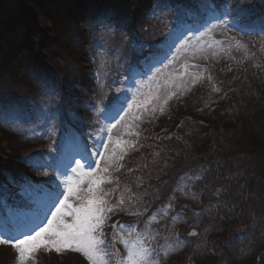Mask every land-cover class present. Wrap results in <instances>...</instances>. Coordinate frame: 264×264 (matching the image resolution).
I'll return each mask as SVG.
<instances>
[{
	"label": "trees",
	"instance_id": "1",
	"mask_svg": "<svg viewBox=\"0 0 264 264\" xmlns=\"http://www.w3.org/2000/svg\"><path fill=\"white\" fill-rule=\"evenodd\" d=\"M239 1L244 4L247 2L250 9H255L252 14H247L244 20L245 24H250L255 30L241 31L238 25L234 26L237 22L233 20L232 16L225 18L228 21L227 26L231 28H229L231 32L239 34L242 39L257 43L264 39V32L260 30L261 27H264V0ZM209 3L214 4L218 9L222 5L228 4L230 12L239 5L236 0H0V162L4 157L8 158L7 164H0V180L19 185V193L10 198L9 210H2V212L0 209L2 215L7 217V225L22 224L35 210L38 201L36 198L32 200L31 190L27 192L26 188L37 191V195L41 193V185L46 186L47 190H51L50 177L53 172L43 175L36 167L32 166L26 156L38 154V159H40L48 152L46 159L53 161L59 155L60 147L64 145L65 136H71L78 143H82L81 140L94 142V139L97 141V137L101 138L102 133L96 131L104 126L105 115H111V113H101L99 110L108 108L111 98L117 95L116 89H121L119 93L121 98L126 97V83L130 72L138 71L143 63L163 53L166 45L169 46L172 42L179 40L180 31L177 27L179 22L188 23L199 31L204 28L207 11L205 5ZM150 13L156 15L155 25L159 26V35L157 37L155 31L146 28L145 32L141 33L144 38L140 35L142 40L139 41L137 40V23H140L142 17L147 18ZM79 21L84 23V27L78 25ZM110 27L127 37L126 45L121 51L118 65H109L103 74V79L101 76L99 77L104 84L103 89L100 87L94 89L87 79L92 77V71L97 66L98 46ZM170 28L172 31L165 38V34ZM230 39L232 40V38ZM76 50L78 52L73 54ZM234 51L236 52V50ZM236 53L238 56V52ZM113 54L115 53L113 52ZM105 57H109L108 51L105 53ZM243 61H238L236 64V69L238 68L239 72L238 77L243 71ZM66 62L69 65H65ZM84 62L90 64L87 66L88 68L83 65ZM228 65L233 67L234 63L229 62ZM83 77L85 78L83 79ZM252 79L253 83L254 81L258 82L257 77L253 76ZM260 80L262 89L257 90V86L250 89L251 95L255 99L262 95L261 92H264V79L260 78ZM212 85L214 89L216 84L212 83ZM46 88L51 91H46ZM181 88L172 101L178 105L175 109H181L179 112L174 113L168 119L154 121L152 125L157 128L144 138L143 129L145 126L138 131L139 135H135L136 129L126 136V141L137 143V146L134 147L137 148L139 156L137 157V193L141 191V194L147 197L143 200H145V204H148V207L145 212L146 216H142L140 219L142 222L139 227H137L139 221L137 218L131 219L132 215L129 217L130 223L116 215L117 222L126 226L131 225V228L119 229L121 235L128 236V233L131 232L134 237L137 233H142L144 223L151 216L156 218L161 214L167 224L172 214V217L179 214L178 210L171 208L167 214H163L162 211L172 200L170 196H174L173 193L177 188L174 183L179 181L180 173L193 172L197 169L201 171L211 169L215 174L213 183L220 182L218 185H214L219 194L224 192L223 189H226L227 192L240 190L236 185L231 189L227 188L226 183L229 182V179L224 174L225 163L212 160L193 163L195 159L188 161L193 158L194 155L191 153L195 151L199 155H210L203 147L204 143L208 142L207 136L199 138L201 145H197L195 148L191 147V141L187 139L186 135L190 128L188 124L206 130L209 123L207 114L211 110L225 112L229 116V121L235 122L237 128H245L249 131L252 128L257 129V124L245 123V120L239 124L234 120L237 117L233 116L235 111H238L236 109L239 107L241 109V105H238L235 100L237 91L225 95L223 99L218 98L219 103H216V99H214L215 101L211 102L206 110L207 104L201 101L196 104L195 99H198L193 96V87L191 88L190 85L184 87L183 85ZM84 90L91 95L84 106H81L80 93ZM96 94L97 97L93 99ZM228 99L231 102H228ZM220 103L223 105L218 109L217 106ZM85 107L86 115L84 116L81 109ZM8 112L19 117L34 116L35 120L31 123V127L34 129L30 130H37L39 139L35 140L36 133H27L26 131L29 129L8 121L6 117ZM46 114L52 118L47 119ZM221 115L225 116L224 113ZM247 117L254 121V116L248 115ZM205 133V131L202 133L199 131L198 135L202 136ZM179 144L183 145V149L185 148L183 160L188 162L183 163L181 160L180 163L171 158L164 160V154L169 153L170 157L177 150ZM5 149H8L9 152L6 153ZM128 153L129 151L126 152V154ZM246 156L252 158L250 154ZM12 163H27L30 172L23 174L12 171L8 168ZM252 164V161L245 160L241 165L247 167ZM213 167L217 168L216 171ZM111 171L113 170L110 169ZM230 179L233 180V178ZM239 182L236 181V184L239 185ZM39 184L41 185L39 186ZM187 186V183H182L179 189L182 190ZM252 187H247L244 194H237L236 197L239 200L245 198L249 193L247 190ZM231 199L230 196L229 201ZM211 201L205 200V196H201L198 199L200 204L189 205V208L195 210L191 211L192 213H201L203 204ZM23 208L25 211L22 210ZM238 210L239 206L234 209L233 213L236 214ZM223 214L227 215L228 213L225 211ZM190 215L191 213L188 220ZM211 221L217 220L213 218L212 220L204 219L203 222L199 221L198 229L202 232ZM159 225V222L156 223L157 227ZM221 225V222H215L208 227L214 228ZM232 227L246 229L249 228V225L240 221L239 225ZM256 228L259 229V227ZM223 230H226L225 226ZM204 234L212 239L210 247L214 251L218 237H213L212 231L204 232ZM180 236L184 237L181 230ZM106 240L109 243L112 238H106ZM229 241H226V246ZM114 246L119 247L118 239L114 242ZM113 247L111 249H114ZM233 247L232 256H224L220 262L218 261L219 263L217 262L218 264H234L231 260L239 258L242 251ZM39 252L50 260L59 255L66 256L68 253L77 254L72 251L64 252V254L44 250ZM216 254L219 255V252L217 251ZM250 255L253 256L252 253ZM85 262L88 264L86 260ZM85 262L80 260L77 264ZM49 264L52 262L49 261Z\"/></svg>",
	"mask_w": 264,
	"mask_h": 264
},
{
	"label": "rangeland",
	"instance_id": "2",
	"mask_svg": "<svg viewBox=\"0 0 264 264\" xmlns=\"http://www.w3.org/2000/svg\"><path fill=\"white\" fill-rule=\"evenodd\" d=\"M236 2L239 3V6L243 7L246 15L252 14L255 11V9L249 8L247 2L245 4L240 3L239 0H236ZM161 15L162 13L160 16ZM156 20V15L154 13H150L147 18H141L140 23H137V40H142L139 36L141 33L143 34L145 32L146 28L155 31L158 37L159 26L155 25ZM229 28L228 26L215 27L212 28L210 33H205L191 40L180 42V44L173 49L172 57L169 60L172 61L171 63L168 61L166 64H161V66L146 79L136 81V78L133 77L132 79L135 81V85H133L134 83L130 85L131 97L128 98V103L126 104L127 108L129 104L133 105V107L125 120L122 121L117 128L113 129L112 132L113 142L109 143L110 148L115 146L114 142L117 139L124 136L126 137L129 132L135 131L136 129V133H138L143 126H145L143 129L145 132L143 138L146 137L148 133H152V131L157 128L152 125L154 121L158 119H168L174 113L181 110L180 108L175 109L178 105L174 102H169L170 99H168V97H172L173 94H176L183 85H190L193 87V96L198 99H195L196 104L198 101L207 104L206 110H208L211 102L215 101L214 99H216V103H219V100H217L218 98L223 99L225 95L227 96L231 92L235 93V91H237L238 94L235 93V100H237L238 105H241V109L240 107L236 109L238 111H235L233 116L237 117L234 120L239 124L244 120L246 121L245 123L253 122V124H257V129L252 128L249 129V131L245 128H237L235 122H230L229 116L222 110L215 112L211 110L210 113L207 114L209 123L206 130L188 124L190 128L187 130L186 135L187 139L191 141V147L195 148L197 145H201L199 143V138H205L207 136L206 139L208 142H205L204 146H202L205 151L210 154L203 156L197 154V151L193 153L190 152L194 156L188 161L195 159L193 163L203 160L206 162H208L207 160H212L216 162L219 161L222 164L225 163L226 168H224V174H226V178L229 179V182L226 183L227 188L231 189L232 186L236 185L241 191L235 190L227 192L226 189H223L224 192L219 194V192H217L218 189L215 190L214 185H218L220 182L213 183L215 174L212 173L211 169H207V171L197 169L198 172L195 170L193 172L180 173L179 181L174 183L177 186L173 193L174 196H170L172 200H170L167 205L171 204L170 208L172 210L184 211L187 218L191 213L190 219L188 221L186 220V224L180 221L179 218L173 221L174 217H172V214L170 216L171 219H169L166 224L160 214L152 221L153 231L159 241V247L163 251V254L158 251H153L154 264H215L218 261L220 262L221 258L224 256H232V246L242 251L239 258L231 260L232 263L264 264V92H261V97L257 96L256 99L250 92L252 87L257 86V90L262 89L260 78L264 79V39L257 43L248 39H242L236 33L231 32ZM226 34L229 36H223ZM141 36L144 38L143 35ZM225 37L232 38V41L227 43V41L224 40ZM220 38L221 40H219ZM104 39H101V43L98 46L97 66L92 71V77L87 79V81L91 82L90 86L94 89L99 88L96 80L97 78L94 77V74L97 76L99 74L100 76L102 68L104 69L108 63L118 65L121 51L126 45L127 37L119 34L110 27ZM237 41L243 42V44L246 45L247 51H245L244 48H237ZM102 48L103 50H101ZM183 48L192 49L195 62H191L192 60L180 59L181 50ZM78 49L80 50V48ZM221 49H223V51H221ZM233 49L238 52V56ZM107 51L109 52V57L106 58L105 53ZM76 52L78 51H74L73 54ZM113 52L115 54H113ZM213 53H215V55H213ZM113 56L114 58H111ZM179 60H181L180 63ZM238 61H243L244 63L240 77H238V68L236 69ZM229 62H233L234 66L228 65ZM65 65L69 64L66 62ZM83 65L87 67L90 64L84 62ZM198 68L201 69L198 70ZM253 76L257 77L259 85H257L258 82L254 81L253 83ZM77 77H79V75H77ZM85 77H83V79ZM197 77H199V79H196ZM33 79L35 78L33 77ZM194 79L196 80L195 83H193ZM212 83L216 84L214 88L219 89V91L213 90ZM80 94L82 100L81 106H84L91 94H88L86 90L81 91ZM96 97L97 94L94 95L93 99ZM165 99H167V104H163ZM229 100L230 99L227 101L231 102ZM136 105H141L142 107L138 108ZM222 105L223 103L218 104L217 108L220 109ZM161 106L164 107L162 113L159 111ZM153 108L156 109L154 113L152 111ZM85 109L86 107L81 109L84 116L86 115ZM145 109H147V111H145ZM221 113H224L225 116L221 115ZM155 114L159 115L154 116ZM121 115H124V113ZM248 115L254 116V121H252L250 117H247ZM134 117H140V119L136 120ZM119 119L120 116L115 118V120ZM15 120L22 125L30 122V118L27 116L22 118L17 116ZM115 120H108V122L105 120L104 123H115ZM141 121L143 122L140 123ZM129 124L131 127L126 128L125 125ZM100 129L101 128L96 132H100ZM199 131L201 133L205 131L206 133L201 136L198 135ZM104 136V140L107 142V135L104 134ZM135 146H137V143ZM184 149L183 145L179 144L177 150H175L170 157L169 153L164 154V160L171 158L179 162L182 160L181 162L183 163L188 162L183 160L185 157ZM77 150L78 149L70 150L65 156H68V153L74 154ZM5 151L8 152V149H5ZM116 151L118 155L124 156L123 160L118 161V163L123 166L120 167L119 171H111V182H105L102 187L104 191L110 192V196L106 197L110 204H116L121 194L125 197V203L122 206L124 210H117L115 213L108 214L109 219L104 228L106 244V238H112L113 228L110 227V224L113 225L117 223L116 215L130 223L129 217L131 214L129 213L137 211L135 213L139 214L132 215L131 219L137 218V221H139L137 222V227H139L142 222L140 219L142 216H146L145 212L148 207V204H145V200H143L147 197L142 195L141 191L137 193V157H139L137 155V148L128 149V154L121 153L120 148H116ZM249 154L252 158L246 156ZM95 158L96 157H94V159ZM76 159H80V156H76ZM7 160L8 158L4 157L0 164H5L8 162ZM245 160L252 161L253 164L243 167L241 164ZM100 166L101 168L104 167L103 160L100 161ZM10 168L23 171V173L27 172L25 165L22 164L12 163ZM213 169L215 170L217 168L213 167ZM230 178H233V180ZM236 181H240L239 185L236 184ZM182 183H187L188 186L181 190L179 188ZM0 185L2 187H4V185L6 186L3 182H0ZM249 186L253 187L247 190L249 193L245 198L239 200V198L236 197L237 194H244L246 188ZM126 188L130 189V192L125 191ZM1 194H4L3 191ZM8 195H16L15 190L10 194L8 192ZM129 195L133 197L131 201L127 199ZM201 196H205V200L212 201L204 203L205 205L203 204L204 207L202 206L203 210L201 213H192L189 205L200 204L198 199H200ZM230 196L232 198L231 201H229ZM73 203H75V201H73ZM237 206H239V210L235 214L233 211ZM170 208L165 207L162 213H169L168 210H170ZM225 211H227V215L223 214ZM152 217L154 216H151L148 220L152 219ZM213 218H216L217 221L215 222H221L222 225L214 228L208 227L210 224L215 223L211 221L206 226L205 230L201 232V235L193 236L197 238L188 239L189 237H185L183 239L180 236V241L177 240L178 237L176 234L179 233L180 230L186 234L190 229H198L199 221L203 222L204 219L212 220ZM240 221L249 225V228L240 229L239 227H232L239 225ZM156 222H159L161 226L159 225V227H157ZM222 226H225L226 230H223ZM256 227H259V229ZM210 231H212L213 237H218L216 239L214 251L212 248H206L201 243V241L204 240V232ZM0 232L3 231L0 230ZM144 237L147 245H150L151 247H149L154 250L152 244H158L157 241L153 239V243L152 238L147 232ZM206 238L209 239L210 237ZM227 240H230L227 243L228 247L226 246ZM191 241L195 244L193 251L188 247ZM169 246L174 250L169 251ZM165 251H168L167 255L164 254ZM217 251L219 255L216 254ZM251 253L253 256L250 255ZM61 254H64V252ZM80 260L84 262L85 260L87 261L81 253H68L66 256L59 255L53 260H50L46 255H41V252H38L35 261L30 264H40V262L41 264H49V261H51L52 264H77ZM0 264H18L16 250L11 245H0ZM108 264H115L112 257L108 258Z\"/></svg>",
	"mask_w": 264,
	"mask_h": 264
},
{
	"label": "snow or ice",
	"instance_id": "3",
	"mask_svg": "<svg viewBox=\"0 0 264 264\" xmlns=\"http://www.w3.org/2000/svg\"><path fill=\"white\" fill-rule=\"evenodd\" d=\"M205 7L207 9L203 24L205 33H210L215 27H226L228 21L225 18L228 16H232L233 20L237 22L234 26L238 25L241 31L255 30L250 24H245L246 13L242 6L238 5L231 12L228 4L222 5L219 9L211 3ZM214 21L215 23H213ZM260 30L264 32V27H261ZM205 33H201V35ZM236 47L244 48L247 51L246 45L240 41L236 42ZM171 62L169 61V63ZM97 82L98 86L103 89L104 84L100 81L99 74ZM195 82L194 79L193 83ZM45 90L51 91L49 88ZM213 90L219 91L217 88ZM120 92L121 89H116L117 95L111 98L108 108L99 110L101 113H111V115L106 114L105 119L115 120L116 116H120V119L115 120V123L105 124L99 130L100 133L107 135V142L97 137L96 150L88 152L85 145L72 156L53 163H41L38 154L26 156L32 166L53 167L54 171L50 177L51 190L47 191L46 197L37 203L35 210L22 224L6 226L5 230L0 232V245H11L16 250L18 264L34 262L40 250L46 252L54 250L58 254L72 251L81 253L87 259L88 264H108L109 257L119 256L118 249L112 252L108 250L113 247L118 238L119 242L123 244L126 254L119 256L116 264H154L153 250L147 245L143 235L137 233L134 239L131 238V232L128 233V239L121 235L119 229L131 228V225L126 226L118 221L111 225L114 230L112 241L106 244L104 238V228L109 219L108 214L124 210L122 206L125 203V197L121 194L116 204H110L106 199L110 196V192L104 191L102 185L105 182H111L110 169L119 171L123 166L118 161L123 160L124 156L118 155L116 148H120V152L126 154L128 149L135 147L134 142L120 139L114 142V147H109V143L113 142V129L125 120L133 107L129 104L125 109L124 105L128 101L126 97L121 98ZM168 99H171V96ZM163 104H167V99ZM136 107L142 106L136 105ZM152 111L154 113L156 109L153 108ZM159 111L162 113L164 107L161 106ZM121 112H124V115H120ZM46 118L51 119L52 117L46 114ZM134 119L138 120L140 117H134ZM125 127L128 128L131 125H125ZM135 134L139 135V133ZM76 156H80V159H76ZM94 157L96 158L94 159ZM101 160L104 161L103 168L100 166ZM125 191L130 192V189L126 188ZM127 199L131 201L133 197L129 195ZM166 207L170 208L171 204ZM129 214L137 215L139 213ZM165 214L167 213L165 212ZM154 218L152 217V219ZM175 219L174 217L173 221ZM168 250L174 249L169 246ZM164 254L167 255L168 251H165Z\"/></svg>",
	"mask_w": 264,
	"mask_h": 264
},
{
	"label": "bare ground",
	"instance_id": "4",
	"mask_svg": "<svg viewBox=\"0 0 264 264\" xmlns=\"http://www.w3.org/2000/svg\"><path fill=\"white\" fill-rule=\"evenodd\" d=\"M7 190V188H5V191Z\"/></svg>",
	"mask_w": 264,
	"mask_h": 264
}]
</instances>
